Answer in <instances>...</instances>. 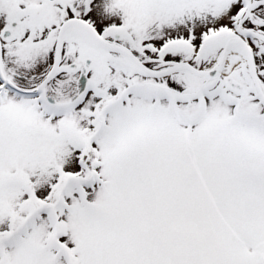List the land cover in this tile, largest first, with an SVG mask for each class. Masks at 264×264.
<instances>
[{
  "label": "rangeland",
  "instance_id": "374dc122",
  "mask_svg": "<svg viewBox=\"0 0 264 264\" xmlns=\"http://www.w3.org/2000/svg\"><path fill=\"white\" fill-rule=\"evenodd\" d=\"M53 1L0 0V34L14 13L30 23L2 42L0 264H264L262 135L214 131L230 113L205 98L209 112L189 130L175 123L166 101L142 92L196 93L194 74L166 75L174 59L189 58L187 47L178 56L158 49L180 34L177 18L187 35L191 26L229 22L238 4L232 12L213 5L202 16L203 4L223 0ZM73 14L97 34L69 21ZM101 38L124 50H98ZM60 39L63 67L91 52L106 63L86 75L93 85L82 105L49 119L11 88L41 85L58 102L75 96L79 72L60 68L49 77ZM191 60L204 64L198 55ZM212 63L205 69L216 72L220 63Z\"/></svg>",
  "mask_w": 264,
  "mask_h": 264
},
{
  "label": "flooded vegetation",
  "instance_id": "af4514ba",
  "mask_svg": "<svg viewBox=\"0 0 264 264\" xmlns=\"http://www.w3.org/2000/svg\"><path fill=\"white\" fill-rule=\"evenodd\" d=\"M53 2L56 3L55 0ZM235 3L238 4V6L231 14L232 19L229 22H220L215 26H210L208 24L204 28H200L198 26L195 28L194 26H191L187 29V35H184L183 32L185 28L184 21L177 18L175 20V25L177 27L175 31L179 30V33H183V35L181 36L176 33L177 36H173L171 39L167 40L169 41L167 43H161L162 45L158 49L161 55H165L171 48L172 50H176V54L178 56L181 55L180 52H183L185 47H187L189 58L183 61L174 59L172 61L173 64L169 67L170 69L166 75H174L185 71L194 74L196 80L200 81V84L197 86L198 88H196V93L192 95L180 94L175 91L174 87L171 88L162 86L157 89L148 87L145 90H147L152 100L157 102L166 101L167 110L175 123L180 126H184L189 130L196 125L195 119L197 116L201 115L204 117L207 112H209V103L213 102L214 99H218L226 111L230 113V116L228 120H226V125L221 124L211 126L214 131L230 133L233 128H237L241 131H249L254 134H260L264 138V20H262L264 18V0H223L211 5L203 4L199 14L204 16L206 13L205 9L213 5H220L219 7L213 9L214 12L216 10L232 12ZM14 14L15 16H11L9 18L8 26L13 18H17L23 23L22 25L19 24L17 29L16 37H18L21 30L28 28L30 23L25 20H21L18 16L16 17V13ZM74 15L75 14L69 18V21L75 19L82 20L96 32V27L92 22L85 20L86 18L84 19ZM6 28H4V30ZM4 30L0 34V80L5 79V55L2 51V42L6 41L3 37ZM88 33L91 35L90 32ZM193 36H198V39H194ZM101 40L95 41L96 48L98 50H102L103 47L109 51L112 49H120V51L124 50L116 44L106 42L102 38ZM194 43L197 45L195 50L191 49L190 45ZM105 45L107 47H105ZM234 45L241 46L239 47L241 51L239 50L236 55L232 54ZM113 53L132 59L123 52ZM92 55L98 56L101 59L103 67L104 63H106V59L104 55H101L98 52L97 54L93 52L88 53L78 62L63 67L62 64H60L61 48L59 46L58 49L57 46L56 57L52 70L54 69L55 74L57 70L62 68L64 71L79 72L81 76L84 59ZM192 55H198L199 59L203 60L204 64L208 62L214 63L215 61L217 62L221 59L218 70L216 72H211L205 69L206 66H204V64L200 63L201 65H196L195 62L191 60ZM107 58H109V62H112L123 69L129 68V65L115 55H109ZM176 58L178 59V57ZM215 58L217 60H215ZM93 61L95 62V65L92 67L88 66L85 69L87 70V75L90 73H97L96 65L98 64V61L95 59H93ZM232 63H236L237 66L229 73H226L227 67ZM69 67H73V69H70ZM89 81L90 86L92 87L93 80L89 78ZM39 86L40 85H36L27 88L17 85L16 87L21 91L35 92V89ZM80 91L81 86L77 94L66 102H58L51 96H48L44 87L41 88L38 95L35 97L30 98L20 96L19 98H23L26 102H32L35 100V110L39 109L48 113L57 109L60 112H66L67 110H73L82 104V100L85 98L87 91L84 96L80 95ZM202 98L209 100V103L207 105L205 102L203 103ZM192 102H196V106H198L194 112L190 110V107H188V105ZM183 106L185 107L183 108ZM255 177L258 178L256 175Z\"/></svg>",
  "mask_w": 264,
  "mask_h": 264
},
{
  "label": "water",
  "instance_id": "95a60500",
  "mask_svg": "<svg viewBox=\"0 0 264 264\" xmlns=\"http://www.w3.org/2000/svg\"><path fill=\"white\" fill-rule=\"evenodd\" d=\"M18 25H19L18 22H15V21H13L11 23V26L4 32V36L6 39L11 40V39L15 38ZM96 59L99 60L98 58H96ZM93 65H95V62L93 61V59L91 57L84 60L83 76H85V74H86V70H85L86 66L92 67ZM97 70H100V66L97 67ZM199 72L202 73L201 71H199ZM50 76L51 75H49V77ZM81 81H82V78H81Z\"/></svg>",
  "mask_w": 264,
  "mask_h": 264
},
{
  "label": "bare ground",
  "instance_id": "6f19581e",
  "mask_svg": "<svg viewBox=\"0 0 264 264\" xmlns=\"http://www.w3.org/2000/svg\"><path fill=\"white\" fill-rule=\"evenodd\" d=\"M239 47H241V46H239V45H234V47H233V52H232V54L233 55H236L238 52H239ZM241 51V50H240ZM239 55V54H238ZM218 63L217 64H219L220 62H221V59H219L218 61H217ZM234 65V64H233Z\"/></svg>",
  "mask_w": 264,
  "mask_h": 264
}]
</instances>
